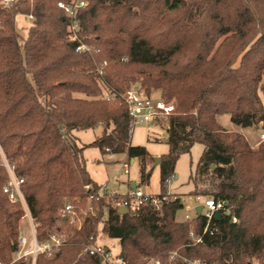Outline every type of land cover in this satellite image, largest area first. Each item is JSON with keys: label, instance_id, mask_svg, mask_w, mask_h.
Returning a JSON list of instances; mask_svg holds the SVG:
<instances>
[{"label": "trees", "instance_id": "trees-1", "mask_svg": "<svg viewBox=\"0 0 264 264\" xmlns=\"http://www.w3.org/2000/svg\"><path fill=\"white\" fill-rule=\"evenodd\" d=\"M58 1L68 0L0 4V262L11 264L25 213L21 200L3 191L10 170L23 180L37 240L66 233L55 255L38 254L35 264H101L83 253L100 232L118 241L116 254L128 264H264V139L252 144L217 119L226 113L241 127L264 122V0H89L76 14L87 52L69 40ZM20 14L34 16L25 36L16 27ZM131 87L174 105L155 120L167 130L161 190L178 158L200 143L188 195L224 200L227 214L208 224L196 211L181 219L178 195L158 210L145 203L120 213L126 194L118 193L93 201L94 214L79 228L62 214L67 203L84 209L91 194L85 186L98 187L77 131L101 126L91 144L138 159L140 184L148 182L149 154L130 144L121 98ZM172 252L177 257L169 261Z\"/></svg>", "mask_w": 264, "mask_h": 264}, {"label": "built area", "instance_id": "built-area-1", "mask_svg": "<svg viewBox=\"0 0 264 264\" xmlns=\"http://www.w3.org/2000/svg\"><path fill=\"white\" fill-rule=\"evenodd\" d=\"M14 1L15 0H0V4L3 9H6L10 7ZM88 3L89 0H68L57 2V7L63 11L64 15L69 20L67 27L69 40L78 42L77 50L85 52L89 51L90 47L81 42L78 38L79 23L76 19V14L79 9L85 7ZM20 16L25 17L26 20L21 24H18V17L16 19V27L21 33H27L34 26V16L32 14H20ZM121 98L128 106V115L132 128L135 124H143L150 121L155 122L157 118L165 119L174 110V105L172 103H166L159 98L154 99L151 95L148 96L135 87L127 89L121 95ZM260 139H264V132L260 134ZM105 153L108 154L109 158H114L115 154L112 153L108 147H105ZM122 166L126 169L128 168L129 164L127 160L123 162ZM9 173L10 178L8 183L3 187V191L7 193L10 201H13L15 197H18L21 200L25 209L23 218L27 220L31 229L30 241L21 233L18 236L17 247L12 253L10 263L16 264L24 262L26 264H35L38 254H43L47 258L53 257L59 247L65 242L66 233H52L44 241L37 240L35 235V224L19 188V185L23 180L15 177L10 170ZM85 188L91 191V194L89 195L88 203L84 209L77 211L69 203H67L62 209V214L69 219L71 224L76 225L78 228L80 227L84 216L94 214V208L92 206L93 201H96L105 193H108L109 195L117 194L114 190H107L105 186H98L94 190L93 185L89 184L86 185ZM200 197L201 196L196 197V200ZM168 199L169 194H149L146 193L141 186H135L134 188H130L126 193V196L120 199L119 206L133 209L134 207L148 203L158 210ZM201 200L202 201L198 205H202L201 214L205 217L207 224L217 212L220 213L221 211H224L226 214L228 213L226 201L224 200L212 197H205ZM193 211H195V209ZM79 215L82 216L80 217ZM186 217L188 216L186 215ZM232 222H236V217H232ZM83 253L100 257L101 264H128L126 260L119 257L116 253H113L108 246L98 243L97 239L94 241L92 236L90 237V243L85 245ZM176 257V253L172 252L169 256V261H174ZM0 264L5 263L0 262ZM146 264H161V262L160 260H149ZM193 264H197V262H194Z\"/></svg>", "mask_w": 264, "mask_h": 264}, {"label": "rangeland", "instance_id": "rangeland-1", "mask_svg": "<svg viewBox=\"0 0 264 264\" xmlns=\"http://www.w3.org/2000/svg\"><path fill=\"white\" fill-rule=\"evenodd\" d=\"M24 20H26L25 17L19 16L18 24H21ZM27 33H22V35L25 36ZM151 96L157 99L159 98V93L152 92ZM261 99L264 105V97L262 95ZM217 119L224 128L242 132L252 144L258 143L261 140L260 134L264 132V122L262 125L256 127H241L233 123L229 114L226 113L218 115ZM101 130L102 127L99 126L94 129L75 132L79 141L87 145L82 151L85 167L92 180L98 186H105L107 190H114L116 193L124 195L130 190L132 183L135 185L140 184V162L138 159H135L131 163V158L127 159L124 154H115L114 158H109L107 153L101 152L97 146L91 144L100 135ZM166 139L167 130L165 125H159L152 121L135 124L130 133V144L143 146L150 158L146 162L147 170L152 169L149 180L146 183L140 184V186L149 194L156 195L164 191L165 194H169V197L173 195L180 196L184 201V208L179 211L178 217L182 219L186 215H192L195 207L202 201L201 199L205 198L200 197L201 199L196 200V197L188 195L193 188L190 175L194 171L203 150V145L200 143L193 144L188 153H184L178 158L174 175L168 180L165 190H161L160 166L159 163H155V159L168 151ZM126 160L129 164L127 169L122 166ZM19 226L20 233L30 241L31 229L27 220L22 218ZM97 242L108 246L113 253H116L119 249L118 241L107 237L102 232H100ZM253 264H258V261L254 260Z\"/></svg>", "mask_w": 264, "mask_h": 264}, {"label": "water", "instance_id": "water-1", "mask_svg": "<svg viewBox=\"0 0 264 264\" xmlns=\"http://www.w3.org/2000/svg\"><path fill=\"white\" fill-rule=\"evenodd\" d=\"M155 163H159V157H157V158L155 159ZM131 187L134 188V187H135V184L133 183ZM201 209H202V205H197V206L195 207V211H196V214H197V215H200V214H201ZM118 211H119L120 213H126V212H128V209H127L126 207L119 206V207H118ZM215 215H216V216H219V213L217 212Z\"/></svg>", "mask_w": 264, "mask_h": 264}, {"label": "crops", "instance_id": "crops-1", "mask_svg": "<svg viewBox=\"0 0 264 264\" xmlns=\"http://www.w3.org/2000/svg\"><path fill=\"white\" fill-rule=\"evenodd\" d=\"M155 123V122H154ZM259 125H262V124H259ZM248 139V138H247ZM256 143V142H255ZM135 158H131V163L134 162ZM133 184V183H132ZM131 184V186H132ZM136 186V185H135ZM132 188V187H131Z\"/></svg>", "mask_w": 264, "mask_h": 264}]
</instances>
